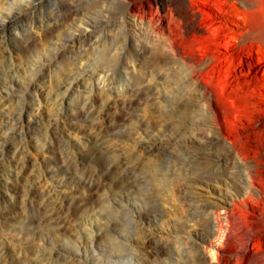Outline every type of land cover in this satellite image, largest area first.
<instances>
[{"label": "rangeland", "instance_id": "obj_1", "mask_svg": "<svg viewBox=\"0 0 264 264\" xmlns=\"http://www.w3.org/2000/svg\"><path fill=\"white\" fill-rule=\"evenodd\" d=\"M6 1L0 8L6 16L0 23V264H170L157 246L170 241L167 233L185 210L166 198L169 186L148 164L165 171L183 161L180 148L201 147L171 140L173 122L186 113L181 106L197 103L181 97L184 71L162 66L128 41L117 0ZM160 13L154 5L144 17L154 22ZM259 14L261 20L251 18L263 25L251 24L264 28V10ZM57 36L66 38L62 46L52 43ZM96 41H106L102 52ZM135 92L147 97L138 117V100L126 105ZM211 159L202 162L229 168V159ZM212 182L225 185L223 178ZM195 191L199 199H214L203 187ZM113 237L136 247L115 257Z\"/></svg>", "mask_w": 264, "mask_h": 264}, {"label": "bare ground", "instance_id": "obj_2", "mask_svg": "<svg viewBox=\"0 0 264 264\" xmlns=\"http://www.w3.org/2000/svg\"><path fill=\"white\" fill-rule=\"evenodd\" d=\"M117 1L125 9V15L117 20L128 26V41L149 50L162 66L182 69L181 97L197 102L181 106L186 113L181 112L178 122H173L171 140L201 143L199 150L180 148L178 156L183 161L165 171L155 163L147 166L165 183L164 187L169 186L163 190L168 197L163 191L161 196L174 198L185 210L184 220L179 218V224L167 233L170 241L157 249L168 254L170 264H264V28L259 20L261 26L252 25L259 23L258 18L257 23L252 18L256 14L260 19L264 0ZM6 4V0H0V8ZM154 5L161 13L152 22L144 15ZM5 17L0 13V23ZM137 34L142 36L141 42ZM65 39L57 36L52 43L62 46ZM105 43L96 41L95 48L102 52L100 47ZM136 92L126 105L133 107L138 100L134 105L138 117L147 97ZM173 97L166 95L165 99L169 102ZM120 133L130 135L127 131ZM148 153L157 155L152 148ZM223 158L229 159L226 170L202 162L211 159L218 164ZM213 178H223L225 185L215 188ZM199 187L212 193L214 199H199L200 193L195 191ZM115 240L111 239L115 257L127 255L123 247H131V251L136 247L132 242ZM73 252L78 254L79 248Z\"/></svg>", "mask_w": 264, "mask_h": 264}]
</instances>
